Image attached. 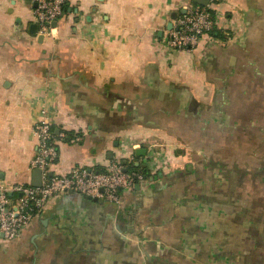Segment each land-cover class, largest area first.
Listing matches in <instances>:
<instances>
[{
    "label": "crops",
    "instance_id": "crops-1",
    "mask_svg": "<svg viewBox=\"0 0 264 264\" xmlns=\"http://www.w3.org/2000/svg\"><path fill=\"white\" fill-rule=\"evenodd\" d=\"M190 1L67 0L43 35L37 0H0V185H32L42 107L52 172L141 163L151 144L162 162L123 209L54 195L0 234V264H264V0H218L223 35L169 49Z\"/></svg>",
    "mask_w": 264,
    "mask_h": 264
},
{
    "label": "built area",
    "instance_id": "built-area-1",
    "mask_svg": "<svg viewBox=\"0 0 264 264\" xmlns=\"http://www.w3.org/2000/svg\"><path fill=\"white\" fill-rule=\"evenodd\" d=\"M217 1L208 0L206 5L186 2L183 6L184 12L168 31L166 47L190 52L205 37L210 36L217 29L213 9V4ZM66 2L67 0H37L34 14L40 33L46 35L52 32L53 23L63 14ZM40 114L33 128L38 152L31 167L42 170V185H0V234L8 240L19 238L33 219L43 212L50 198L70 190L112 202L118 209H123L127 193L137 184L152 180L162 165L160 155L155 152V145L151 144L141 163H136L134 156L127 161L120 157L113 159L104 169L81 166L69 174L53 172L50 175V166L59 154V135L55 133L49 120L48 110L42 107ZM133 164L137 167H133Z\"/></svg>",
    "mask_w": 264,
    "mask_h": 264
},
{
    "label": "water",
    "instance_id": "water-1",
    "mask_svg": "<svg viewBox=\"0 0 264 264\" xmlns=\"http://www.w3.org/2000/svg\"><path fill=\"white\" fill-rule=\"evenodd\" d=\"M198 2L206 5L208 3V0H198ZM53 25L55 26L56 22H54ZM136 151L139 155H141V153L144 152V149L138 148ZM49 174L52 175L53 172L49 171ZM33 175H34V177H33L34 179H33L32 185L33 186H41L42 185V170L40 168H35L33 170ZM135 187L136 188L140 187V184H137Z\"/></svg>",
    "mask_w": 264,
    "mask_h": 264
},
{
    "label": "trees",
    "instance_id": "trees-1",
    "mask_svg": "<svg viewBox=\"0 0 264 264\" xmlns=\"http://www.w3.org/2000/svg\"><path fill=\"white\" fill-rule=\"evenodd\" d=\"M211 34H214V35L216 34V36H222L223 35V33L219 32L218 30H214ZM133 167H137L136 164H133Z\"/></svg>",
    "mask_w": 264,
    "mask_h": 264
},
{
    "label": "rangeland",
    "instance_id": "rangeland-1",
    "mask_svg": "<svg viewBox=\"0 0 264 264\" xmlns=\"http://www.w3.org/2000/svg\"><path fill=\"white\" fill-rule=\"evenodd\" d=\"M155 175H156V174H155ZM155 175H154V176H155Z\"/></svg>",
    "mask_w": 264,
    "mask_h": 264
}]
</instances>
